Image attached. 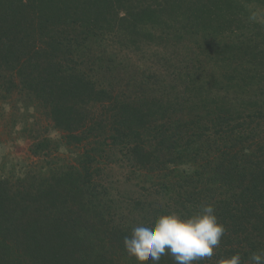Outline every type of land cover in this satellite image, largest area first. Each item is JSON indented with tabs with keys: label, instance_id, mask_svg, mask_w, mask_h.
Returning a JSON list of instances; mask_svg holds the SVG:
<instances>
[{
	"label": "trees",
	"instance_id": "16d2710c",
	"mask_svg": "<svg viewBox=\"0 0 264 264\" xmlns=\"http://www.w3.org/2000/svg\"><path fill=\"white\" fill-rule=\"evenodd\" d=\"M9 111L35 162L0 154V264H140L135 226L202 204L194 264L264 253V0H0Z\"/></svg>",
	"mask_w": 264,
	"mask_h": 264
},
{
	"label": "clouds",
	"instance_id": "9594fccd",
	"mask_svg": "<svg viewBox=\"0 0 264 264\" xmlns=\"http://www.w3.org/2000/svg\"><path fill=\"white\" fill-rule=\"evenodd\" d=\"M225 231L214 205L202 204L189 216L168 212L159 215L150 226H135L123 242L127 253L140 264L149 260L159 264L161 257L169 253L176 264H194L213 255ZM250 259L253 264H264V253L253 252ZM226 264H241V254H233Z\"/></svg>",
	"mask_w": 264,
	"mask_h": 264
},
{
	"label": "rangeland",
	"instance_id": "374dc122",
	"mask_svg": "<svg viewBox=\"0 0 264 264\" xmlns=\"http://www.w3.org/2000/svg\"><path fill=\"white\" fill-rule=\"evenodd\" d=\"M11 112L12 111L8 112V118L6 119V121L4 119L0 122V142L2 143H5L6 140L8 139V136H7L8 129H6L5 124L8 122L9 117L11 116ZM12 144L13 145L8 144V147H5V146L1 147L0 154H2L3 156L6 155L7 157L4 160V162H7L11 159L18 160V158H21L22 160L27 159L30 163L34 164L35 159L33 157L32 158L28 157V151L26 148L27 146L26 144H19L17 141L13 142Z\"/></svg>",
	"mask_w": 264,
	"mask_h": 264
}]
</instances>
